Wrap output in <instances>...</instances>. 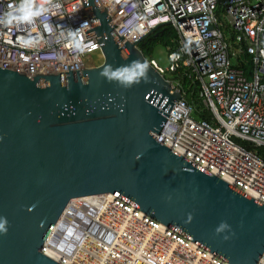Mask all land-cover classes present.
Segmentation results:
<instances>
[{
  "label": "water",
  "instance_id": "obj_1",
  "mask_svg": "<svg viewBox=\"0 0 264 264\" xmlns=\"http://www.w3.org/2000/svg\"><path fill=\"white\" fill-rule=\"evenodd\" d=\"M83 5L95 16L105 63L32 78L0 68V216L9 221L0 264H56L42 247L65 206L105 193L228 264H258L264 204L157 140L182 91L136 44L117 42L99 0ZM138 59L149 64L147 81L125 89L99 76L105 65ZM222 220L235 232L229 240L215 233Z\"/></svg>",
  "mask_w": 264,
  "mask_h": 264
},
{
  "label": "built area",
  "instance_id": "obj_2",
  "mask_svg": "<svg viewBox=\"0 0 264 264\" xmlns=\"http://www.w3.org/2000/svg\"><path fill=\"white\" fill-rule=\"evenodd\" d=\"M85 1L54 0L51 20L56 27L51 33H45L39 21L19 28L0 25V68L32 78L81 71L87 58L98 62L91 67L105 63L95 16ZM17 2L0 0V13ZM99 3L113 16L117 42L124 37L139 48L156 29L176 30L178 47L168 54L167 69L146 59L165 79L166 74L187 76L213 116H194L196 107L186 100L179 80L167 79L183 98L155 137L264 204V161L236 140L264 147V0ZM85 21L86 28L74 38L68 36V27L77 29ZM33 29L41 33V43L32 49L20 47L18 37ZM241 64L249 69L238 67ZM42 252L56 264H228L111 193L70 200ZM258 264H264V254Z\"/></svg>",
  "mask_w": 264,
  "mask_h": 264
},
{
  "label": "clouds",
  "instance_id": "obj_3",
  "mask_svg": "<svg viewBox=\"0 0 264 264\" xmlns=\"http://www.w3.org/2000/svg\"><path fill=\"white\" fill-rule=\"evenodd\" d=\"M54 0H18L17 3L9 5L7 10L0 13V25L5 27H17L21 25L31 26L35 25L37 21L40 22L45 33H51L56 25L52 23L51 10ZM89 23L87 21L77 28L72 29L68 27V36L74 38L77 33L86 28ZM157 30V29H156ZM155 30V31H156ZM41 33L33 29L30 32H25L18 37L17 43L24 49H32L41 43ZM140 48V47H139ZM79 50L83 51L82 48ZM147 58V57H146ZM149 71V64L147 61L133 60L130 64L113 68L112 65H105L99 72V76L106 79L108 82H115L120 87L125 89L138 84L143 79L147 81ZM192 219V214H188V222ZM9 221L7 217L0 216V234H7ZM216 234L224 233L223 239L229 240L235 232L232 231L231 225L222 220L215 228Z\"/></svg>",
  "mask_w": 264,
  "mask_h": 264
},
{
  "label": "trees",
  "instance_id": "obj_4",
  "mask_svg": "<svg viewBox=\"0 0 264 264\" xmlns=\"http://www.w3.org/2000/svg\"><path fill=\"white\" fill-rule=\"evenodd\" d=\"M177 32L172 26H163L156 31H154L152 34L148 35L140 44V49L142 50V53L147 58H152V54L155 52V49L157 47H163L167 50L168 54L170 52H173V50H176L178 47L177 43ZM238 67L246 68L247 70L249 67H246L244 65H238ZM182 71V70H180ZM175 79L179 80L181 83L183 91L186 93V100L194 104L196 107V116L205 118L208 120H212L213 113L204 107V104L202 102V99L200 98L199 88H195V85H192V82L187 76L178 75L176 73ZM240 145L246 147L248 150L256 153L263 161H264V147H253L250 145L249 142H246L244 140H241L239 138L236 139Z\"/></svg>",
  "mask_w": 264,
  "mask_h": 264
},
{
  "label": "rangeland",
  "instance_id": "obj_5",
  "mask_svg": "<svg viewBox=\"0 0 264 264\" xmlns=\"http://www.w3.org/2000/svg\"><path fill=\"white\" fill-rule=\"evenodd\" d=\"M153 59H155L157 61V63L164 69H167L170 65L169 59H168V52L165 48L163 47H157L155 49V52L152 54L151 56ZM98 62L96 60V58H87L84 59V65L85 67H91L93 65H96ZM167 77V79H170L174 82H177V79H175L174 75L171 74H166L165 75ZM194 116H196L195 113Z\"/></svg>",
  "mask_w": 264,
  "mask_h": 264
},
{
  "label": "bare ground",
  "instance_id": "obj_6",
  "mask_svg": "<svg viewBox=\"0 0 264 264\" xmlns=\"http://www.w3.org/2000/svg\"><path fill=\"white\" fill-rule=\"evenodd\" d=\"M46 253H48V254H49V251H48V249H46ZM53 253H54V252L52 251V252H51V254H53Z\"/></svg>",
  "mask_w": 264,
  "mask_h": 264
}]
</instances>
